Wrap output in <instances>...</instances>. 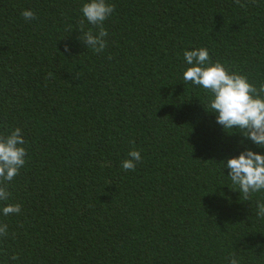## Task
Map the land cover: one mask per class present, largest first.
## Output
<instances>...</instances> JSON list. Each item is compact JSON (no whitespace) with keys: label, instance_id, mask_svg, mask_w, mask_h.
<instances>
[{"label":"trees","instance_id":"trees-1","mask_svg":"<svg viewBox=\"0 0 264 264\" xmlns=\"http://www.w3.org/2000/svg\"><path fill=\"white\" fill-rule=\"evenodd\" d=\"M87 2L0 0V134L21 128L27 150L0 264H264V191L244 200L222 164L264 148L183 79L184 52L205 47L259 87L264 0H107L102 53L80 39L81 20L98 31Z\"/></svg>","mask_w":264,"mask_h":264},{"label":"clouds","instance_id":"clouds-1","mask_svg":"<svg viewBox=\"0 0 264 264\" xmlns=\"http://www.w3.org/2000/svg\"><path fill=\"white\" fill-rule=\"evenodd\" d=\"M240 7H246L241 0H234ZM255 3V0H252ZM115 5L107 0H89L84 3L81 12L89 24L98 31L83 30L84 21H80V39L95 53H102L107 47L106 37L108 32L104 22L114 12ZM22 16L26 21L36 19L32 10H25ZM70 51L65 45V52ZM111 59V57H109ZM187 69L183 73L185 82L202 87L210 93L208 111L216 113V122L226 129H238L243 137L251 140L255 145L264 148V82L257 87L249 81L247 74L232 71L225 63L219 60L212 61L209 50L200 47L184 52ZM51 75V74H49ZM243 143V141H241ZM26 140L23 138L22 129L17 127L10 130L9 134H0V203L7 202L11 193L8 191V182L20 174V169L26 164ZM128 159L122 161L125 171H134L141 161L140 151L132 150ZM224 167L229 169L233 185L238 186L244 200L251 199L252 194L264 191V155L246 149L238 157L228 159ZM256 215L264 218V202L257 201ZM20 204L6 203L0 208V213L5 217L19 214ZM9 235L8 225L0 223V239ZM15 236V233L12 234ZM18 256H11L17 260ZM229 264H239L233 253Z\"/></svg>","mask_w":264,"mask_h":264}]
</instances>
